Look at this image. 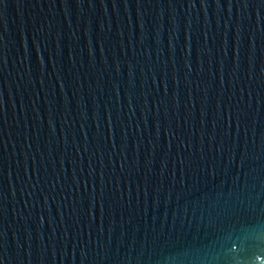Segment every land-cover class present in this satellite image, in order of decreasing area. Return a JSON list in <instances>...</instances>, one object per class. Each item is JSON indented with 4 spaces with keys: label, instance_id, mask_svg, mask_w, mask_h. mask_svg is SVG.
Returning a JSON list of instances; mask_svg holds the SVG:
<instances>
[{
    "label": "water",
    "instance_id": "obj_1",
    "mask_svg": "<svg viewBox=\"0 0 264 264\" xmlns=\"http://www.w3.org/2000/svg\"><path fill=\"white\" fill-rule=\"evenodd\" d=\"M0 264H264V0H0Z\"/></svg>",
    "mask_w": 264,
    "mask_h": 264
}]
</instances>
